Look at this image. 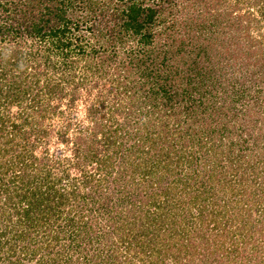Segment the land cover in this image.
<instances>
[{"label": "trees", "instance_id": "1", "mask_svg": "<svg viewBox=\"0 0 264 264\" xmlns=\"http://www.w3.org/2000/svg\"><path fill=\"white\" fill-rule=\"evenodd\" d=\"M172 1L0 0V264L264 263L263 245L248 248L264 244V209L255 219L249 211L262 195L244 185L253 178L264 187V0H180L182 17ZM120 33L138 36L137 48L125 52L130 86L112 89L122 96L140 86L143 98L130 97L125 111H101L103 122L95 120L81 141L80 161L36 151L42 130L30 120L47 73L35 70L39 61L49 70L51 55L61 57L69 84L77 60L94 70L113 55L92 38L121 41ZM175 33L196 49L174 44ZM195 72L198 79L176 85ZM50 87L65 89L59 81ZM14 103L25 104L17 112ZM206 156L219 161L205 163ZM167 160L193 161L181 173ZM49 179L64 181L60 190L42 189ZM215 187L223 202L209 205L204 197H217ZM116 204L124 221L102 239L96 223Z\"/></svg>", "mask_w": 264, "mask_h": 264}, {"label": "rangeland", "instance_id": "2", "mask_svg": "<svg viewBox=\"0 0 264 264\" xmlns=\"http://www.w3.org/2000/svg\"><path fill=\"white\" fill-rule=\"evenodd\" d=\"M99 1H102V0H99ZM172 2L177 4L174 6V13L176 10H178L179 11L178 15L180 17H182V12H180V10H179V6H181L180 5L181 1L180 0H173ZM78 13L80 14V16L83 17V12L82 13L78 12ZM113 32H115V31H112L111 35ZM190 33H192V32H190ZM121 35H122V37L120 38L121 41L120 40L119 41L118 40L109 41V39H111V38H108V36L106 37V35L105 36L98 35V38L95 40H93L94 38H92V41L95 42L94 43L95 46H97L100 43V45L107 47V51L110 54L113 53L112 56H114V57L111 56L110 60H108L106 62V65H103V67H101V69L95 68L94 70L92 68L91 69L88 68L87 64L84 63L82 60H80V61L77 60L76 62H74V64H77V63H79V64L75 67L74 71H72L74 75H72L73 81H72V79H70V82H69L70 85L66 84L64 79L68 78L69 74H67V73L71 72V70L68 71L64 68V66L62 64L61 57L56 56V55H51L50 58L52 60H54L55 68L49 69V70H47L45 68V66H43L42 61H39L40 64H39V66H37L35 68V70L40 71V70L44 69V71H47V73L45 75L43 74L44 76L41 75V84H39V82L37 83L38 86L36 87L35 92H37V94H38L40 104L38 107H35L34 112H33L35 114L33 115V117L31 118L30 121H33V123L36 124L39 128H41L42 132H44L46 134L39 132L41 134H40L39 139L37 140V144H36L37 146L35 149L36 151L46 150L45 153L48 155L49 158L55 159L56 157H58L62 162H64V160L59 157L61 155H64L68 159L70 158L69 162H73L76 159L80 161L81 155H82V152L80 149H82V147L84 148V143H81V141H82V139H86V137H89L87 134L90 133L89 131L93 130V127H94L93 124H94L95 120L97 121V120H99V118L101 119V117H102V114H100V113L103 112L104 115H108L107 114L108 113V106L110 107L111 105H113L115 107L119 106L120 110L125 111L126 108L127 109L130 108V107H128L129 102H127L128 100H130V97H133V98L138 97L139 99L143 98L141 95L142 92L140 90V86H138V88L136 89L135 94L130 93V95H129L127 92H125V93H122V96H119V93H117L118 89H115V90L112 89L115 84H117L118 86L120 85L119 87L124 89V87H122V86H128V84L130 86V83H125V82H130L132 79L131 77L126 76V74H128L127 69L129 66H131L130 63H127L126 61L131 56H128L127 53L125 55V52H127L126 50L129 48H132V50L135 46L137 48L136 39L138 38V36H135L134 40H131L130 39L131 37L128 38L126 34L123 33ZM156 39L158 41V38H156ZM173 39H174V41H173L174 44L185 45L187 52H190L191 49H194V50L196 49V47L191 43L192 39H190V40L184 39V41H183V40L178 38L176 33H175V36L173 37ZM96 42H97V44H96ZM156 52L159 53L160 51L156 50ZM42 58L43 57L41 55L40 60H42ZM77 59H79V58H77ZM97 60H96V62H98ZM197 60L199 61V63H203V64L206 63L205 60H203L201 58H197ZM74 61H75V59H74ZM90 64H92V63H90ZM94 64H95V62H94ZM103 64H105V62ZM189 67L193 68L192 71H190L191 73H193V70L195 69V67H193V65H191ZM50 70H52V71H50ZM187 72L188 71H186V73ZM215 73H216V75H218L219 71L215 70ZM50 74H53L52 79L50 77ZM66 74L68 76H66ZM211 74L213 75L214 73H211ZM82 76H83L84 80L81 81ZM184 76H185V74L180 78L179 82L180 81L181 82L176 84L179 88L182 87V85H181L182 82L190 81L191 78H192V80H196V79H198V77L200 75H198L197 72H195V74L193 75L194 77L191 74H189L188 76H185V77ZM46 78H48V79L50 78V80L48 81V79H46ZM213 78H214V76H213ZM57 81L60 82L62 88L63 87L65 88L64 91L63 92L62 91H56L50 87L49 92H47L48 91L47 88L51 84H54ZM49 82H51V84ZM123 83H125V84L123 85ZM144 88L145 87H143L142 90H144ZM101 101L103 104L100 103ZM133 103H134V101H133ZM23 104H25V103H23ZM23 104L14 103L13 106L15 108L12 111L17 110V112H19L18 110H20L21 107H23ZM93 109H95V110H93ZM91 110H92V112H90ZM101 122H103V119H101ZM81 124H83L82 130L79 129V127L82 126ZM62 138H65V141H63ZM132 142H133V138L129 137L128 139H125V143H124L125 146L124 145H122V146L128 147L129 145L132 144ZM55 148H59L60 150H58V149L55 150ZM74 154H77L76 159L73 158ZM115 160H118V159H115ZM210 160H212L214 162V164H216L219 161L218 158L215 156L214 157L212 156L211 158H208L206 156L204 159L205 163H208L207 161L210 162ZM192 161L188 162V164H186V163L180 164L181 162H179L177 165L179 167H177L175 165V163H173L169 160H167L166 164H169V166H176L175 168L180 170L181 173H184L185 171H187L189 169V165L192 163ZM54 167H55V165L53 164L50 167V170L56 172V170H54ZM92 167L90 168V166L87 165L85 168H86V170H92ZM192 168L193 167H190L191 170H192ZM59 171L60 170L57 171V175H56V173L54 175L61 177L63 174H61L60 173L61 171L60 172ZM158 171H159V174H161V173L166 174L167 173V171L164 170V168H159ZM71 174L73 176H77L76 170H74V171L71 170ZM188 175L193 176L192 171H190L188 173ZM197 176H196L197 179L201 178V177H197ZM180 177H182V176H180ZM184 179L186 180L185 182H188L190 180V177L184 178ZM56 181L57 180L49 179V181H46V183L42 186V189H45V187L50 186L51 187L50 192H52V194H53L54 192H56L57 189L60 190L59 186L64 183V181H59V183H56ZM254 181L255 180L253 178H251V179H248L244 183V185L247 186V188L250 190V192H253L254 197H257V194L262 195V198L260 200L258 199L260 203L258 205L255 204V206L252 205L249 209V211L252 212L251 213V216H252L251 219L260 218L261 215L259 214V211L261 209H264V187L258 188V186H255V185L253 186L252 184H250V183H253ZM211 183H212V186H214L216 184L215 181H212ZM180 185H181L180 182L173 183L172 184V190L175 192L177 189H179ZM196 185H197V187H202V184H198L196 182L191 184V186L193 188H194V186L196 187ZM97 186H99V185H97ZM68 188H69V185L67 184L65 186V189L67 190ZM215 188L216 189L214 192L217 194V197L211 196V198H209L210 194H207L204 197V198L210 199L211 202L209 203V205H212L213 202L217 203V204L223 202V200H220V197L222 198L223 194H218V193H220L221 190L217 187H215ZM187 193L189 195H191V193H193V192H191V189H189L187 191ZM181 197L185 198V196H181ZM128 201H129V199H128ZM106 202L109 203V200ZM239 203H241V200L239 201ZM120 204L123 205V207L128 206V202H125V201L120 203ZM108 206H109L108 211H107V213H105L104 218L101 221V223H100V220L98 221V223H96V225L102 229V232H103L102 235L99 234V235H101L102 239L104 238L103 235H106L110 231L112 232L111 226L118 225L124 221L123 217H119L120 213L118 210H119L120 206H118V204H116L115 208H114L115 205L114 206L108 205ZM218 207L220 208V205H218ZM246 207H248V204L246 205ZM92 208L94 210V214L98 215L99 214V212H98L99 206H98V209H96V205L94 204ZM231 209H232L231 206L226 209L225 216L233 213V211ZM256 209H258V210L256 211ZM244 210H242L244 213L247 212L246 209H244ZM79 212L80 211H77L76 214L78 215ZM108 218H110V219L108 220ZM217 218L219 220V224L224 219L221 215L217 216ZM260 221H261L260 226L261 225L264 226V219H261ZM54 225H56V224H54ZM217 228L219 231L223 230L221 225H218ZM124 229H126V228H124ZM244 229H246V231H247V227ZM116 232L124 233V230L118 229ZM35 235H36V237H39L38 234H35ZM110 235H111V233H110ZM116 238H117V236H116ZM91 241L94 243L93 239H91ZM249 245L250 246L248 248H249L250 252L252 250V247L253 248L257 247V249H260L261 245L264 246V244H262L260 242L256 243V241L252 242ZM90 246L92 247L93 245L91 244ZM195 259H196V257H195ZM88 264H91V263H88ZM248 264H253V262L250 260V262H248ZM260 264H264V263H260Z\"/></svg>", "mask_w": 264, "mask_h": 264}]
</instances>
